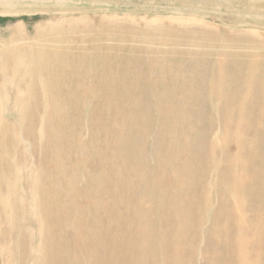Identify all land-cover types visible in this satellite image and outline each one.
<instances>
[{
	"label": "rangeland",
	"instance_id": "1",
	"mask_svg": "<svg viewBox=\"0 0 264 264\" xmlns=\"http://www.w3.org/2000/svg\"><path fill=\"white\" fill-rule=\"evenodd\" d=\"M238 11L0 0V264H263L264 17Z\"/></svg>",
	"mask_w": 264,
	"mask_h": 264
},
{
	"label": "bare ground",
	"instance_id": "2",
	"mask_svg": "<svg viewBox=\"0 0 264 264\" xmlns=\"http://www.w3.org/2000/svg\"><path fill=\"white\" fill-rule=\"evenodd\" d=\"M13 0H4V2H5V4H7V3H11ZM22 0H19V2H21ZM179 1H183V0H168V2H170V3H172V4H176L177 2H179ZM247 1H257V0H201V3H204V4H206L207 6H210L211 4H212V2L214 3V4H216V5H218L221 9H225L227 12H229V13H235V12H237L238 10V13H236V14H240L239 16H243V15H249V16H254V17H260V16H263L264 17V6L263 7H261V9L260 8H253V9H249L248 8V10H245V9H242V8H245V5H246V3H248ZM185 2V1H184ZM192 8V7H191ZM241 9V10H240ZM145 10H148L147 8H145ZM187 10H191L190 8H185L184 10L183 9H178V10H176V11H179V12H184V11H187ZM193 11V10H192ZM196 12V11H195ZM198 12V11H197ZM207 12V11H206ZM253 17V18H254ZM255 19V18H254ZM71 46V45H70ZM121 49H123V48H121ZM128 49V48H127ZM129 50V49H128ZM128 50H126V51H128ZM132 51H135L134 49L132 50ZM240 52V51H239ZM247 52V51H246ZM57 55V54H56ZM104 55V54H103ZM107 56V55H106ZM113 56V55H112ZM227 56H229L228 54H227ZM254 56V55H253ZM101 57V56H100ZM99 57V58H100ZM128 57V56H127ZM132 57V56H131ZM76 58H78L77 56H76ZM103 58V57H102ZM90 59V58H89ZM88 59V60H89ZM107 60V59H106ZM159 60V59H158ZM90 61V60H89ZM51 62V61H50ZM57 62V61H56ZM109 62V61H108ZM110 62H111V60H110ZM99 63V62H98ZM147 63V62H146ZM164 63V62H163ZM78 64V63H77ZM100 64V63H99ZM109 64V63H108ZM110 65V64H109ZM140 65V64H139ZM162 65V64H161ZM94 66V65H93ZM116 66V65H115ZM128 67V66H127ZM49 68V67H48ZM57 69V68H56ZM55 69V70H56ZM98 69V68H97ZM158 70H159V68H158ZM249 70V69H248ZM63 71V70H62ZM98 71H100V70H98ZM107 71V70H106ZM116 71V70H115ZM52 72V71H51ZM49 74V73H48ZM52 74V73H51ZM78 74V73H77ZM231 74V73H230ZM59 75V74H58ZM71 75V74H70ZM165 75V74H164ZM246 75V74H245ZM249 75H251V72H250V74ZM57 76V75H56ZM60 76V75H59ZM58 77V76H57ZM76 77V76H75ZM110 77V76H109ZM126 77V76H125ZM138 77H139V75H138ZM165 77V76H164ZM62 78V77H61ZM80 78V77H79ZM132 78V77H131ZM151 78V77H150ZM153 78V77H152ZM163 78V77H162ZM237 78H238V76H237ZM249 78V77H248ZM49 79V78H48ZM54 79V78H53ZM86 79V78H85ZM96 79V78H95ZM135 79V78H134ZM160 79V78H159ZM164 79V78H163ZM51 80V79H50ZM55 80V79H54ZM60 80V79H59ZM133 80V79H132ZM250 79H248V81H249ZM49 81V80H48ZM71 81V80H70ZM82 81V80H81ZM150 81H151V79H150ZM160 81V80H159ZM163 81V80H162ZM51 82V81H50ZM60 82V81H59ZM58 82V83H59ZM90 82V81H89ZM118 82V81H117ZM155 82H157V81H155ZM161 82V81H160ZM61 83V82H60ZM60 83H59V85H60ZM83 83V82H82ZM164 82H162V84H163ZM221 83V82H220ZM51 84V83H50ZM130 84V83H129ZM128 84V85H129ZM249 84V83H248ZM78 85H79V83H78ZM103 85V84H102ZM111 86H112V84H110ZM149 85V84H148ZM153 85H155V84H153ZM234 85V84H233ZM158 86V85H157ZM162 86H164V85H162ZM52 87V86H51ZM70 87V86H69ZM106 87V86H105ZM132 87V86H131ZM144 87V86H143ZM149 87V86H148ZM153 87V86H152ZM166 87V86H165ZM71 88V87H70ZM97 88V87H96ZM138 88V87H137ZM157 88V87H156ZM164 88V87H163ZM52 89V88H51ZM75 89V88H74ZM155 89V88H154ZM153 89V90H154ZM63 90H64V88H63ZM133 90V89H132ZM94 91V90H93ZM136 91V90H135ZM155 91V90H154ZM166 91V89L164 90V91H162V92H165ZM225 91H226V89H225ZM232 91V90H231ZM76 92H78V91H76ZM75 92V93H76ZM140 92V91H139ZM168 92V91H167ZM166 92V93H167ZM66 93V92H65ZM91 93V92H90ZM157 93V92H156ZM171 93V92H170ZM226 93V92H225ZM50 94V93H49ZM98 94V93H97ZM111 94V93H110ZM127 94V93H126ZM148 94V93H147ZM154 94V93H153ZM159 94H161L160 92H159ZM159 94H158V96H159ZM255 94H256V92H255ZM123 95V94H122ZM135 95V94H134ZM133 95V96H134ZM166 95V94H165ZM50 96V95H49ZM105 96V95H104ZM113 96V95H112ZM157 96V95H156ZM161 96V95H160ZM232 96V95H231ZM230 96V97H231ZM114 97V96H113ZM124 97V96H123ZM130 97V96H129ZM150 97V96H149ZM162 97V96H161ZM225 97V96H224ZM67 98V97H66ZM96 98V97H95ZM126 98V97H125ZM132 98V97H131ZM130 98V99H131ZM134 98V97H133ZM136 98V97H135ZM147 98V97H146ZM152 98V97H151ZM226 98V97H225ZM74 98H72V100H73ZM76 99V98H75ZM106 99V98H105ZM137 99V98H136ZM140 98H139V94H138V100H139ZM145 99V98H144ZM149 99V98H148ZM121 100H122V98H121ZM128 100V99H127ZM138 100L136 101V102H138ZM159 100V99H158ZM97 101V100H96ZM134 101V100H133ZM140 101H141V99H140ZM147 101V100H146ZM159 101H162V100H159ZM108 101H106V103H107ZM122 102V101H121ZM127 103V101L125 102V104ZM130 103H133V102H131L130 101ZM162 103V102H161ZM40 104V103H39ZM84 105H85V103H83ZM82 104V105H83ZM103 104H104V102H103ZM108 104V103H107ZM113 104H114V101H113ZM116 104V103H115ZM123 104V103H122ZM135 104V103H134ZM149 104H150V102H149ZM111 105V104H110ZM127 105V104H126ZM136 106H138L137 105V103L135 104ZM135 105H133L132 106V104L131 105H129V106H132L133 108H134V106ZM140 105V104H139ZM42 106H43V104H42ZM41 106V107H42ZM70 106V105H69ZM135 106V107H136ZM147 106V105H146ZM149 106V105H148ZM82 107V106H81ZM114 107V106H113ZM145 107V106H144ZM68 108V107H67ZM69 108H71V107H69ZM108 108H110V107H108ZM116 108V107H115ZM122 108V107H121ZM126 108V107H125ZM150 108V106L148 107V109ZM72 109V108H71ZM102 109H105V107L104 108H102ZM113 109V108H112ZM88 110V109H87ZM126 110V109H125ZM141 110V109H140ZM131 111H134V109H131ZM104 112V111H103ZM121 112V111H120ZM129 112H130V109H129ZM137 112V111H136ZM148 112V111H147ZM127 113V112H126ZM131 113V112H130ZM99 114V113H98ZM114 114H115V112L113 113V114H111V115H113L114 116ZM144 114H145V112H144ZM147 114V113H146ZM151 113H149V115H150ZM261 114V113H260ZM260 114H258V115H260ZM90 115V114H89ZM102 115H103V113H102ZM119 115H120V113H119ZM133 115V114H132ZM136 115H137V113H136ZM170 115V114H169ZM86 116V115H85ZM117 116H118V113H117ZM127 116H129L128 115V113H127ZM126 116V117H127ZM131 116V115H130ZM261 116V115H260ZM263 116V115H262ZM95 117V116H94ZM108 117V116H107ZM123 118H124V115L122 116ZM257 117V116H256ZM99 118H100V116H99ZM115 118H116V115H115ZM120 118V117H119ZM97 119V118H96ZM128 120V119H127ZM91 121V120H90ZM105 121V120H104ZM124 121V120H123ZM128 122H130V121H128ZM52 123V122H51ZM92 123V122H91ZM95 123V122H94ZM112 123V122H111ZM113 123H114V120H113ZM113 123H112V125H113ZM122 123V122H121ZM248 123V122H247ZM102 124V123H101ZM135 124H136V122H135ZM98 125H99V123H98ZM98 125H96V126H98ZM103 125V124H102ZM108 125V124H107ZM121 125V124H120ZM140 125V124H139ZM93 126H95V125H93ZM129 126V125H128ZM56 127V126H55ZM111 127V126H110ZM113 127H115V125H113ZM117 127V126H116ZM115 127V128H116ZM137 127V126H136ZM96 128V127H95ZM102 127H100V129H101ZM105 128V127H104ZM128 128V127H127ZM132 128V127H131ZM133 128H134V126H133ZM63 129V128H62ZM112 129V128H111ZM137 129H138V127H137ZM107 130H108V128H107ZM72 131V130H71ZM96 131V130H95ZM134 131H136V129L134 130ZM59 132V131H58ZM67 132V131H66ZM100 132V131H99ZM101 132H103L102 130H101ZM118 132V131H117ZM119 132H121V131H119ZM74 133V132H73ZM72 133V134H73ZM104 133H105V131H104ZM63 134V133H62ZM131 134V133H130ZM105 135V134H104ZM111 135V134H110ZM119 135H120V133H119ZM113 136V135H112ZM124 136H126V135H124ZM128 136H129V134H128ZM59 137H61V136H59ZM106 137V136H105ZM54 138V137H53ZM63 138H64V136H63ZM72 138V137H71ZM114 138V137H113ZM128 138V137H127ZM126 139V138H125ZM115 140V139H114ZM122 140V139H121ZM128 140V139H127ZM131 140V139H130ZM62 141V140H61ZM66 141V140H65ZM69 141V140H68ZM97 141V140H96ZM106 141V140H105ZM117 141V140H116ZM119 141V140H118ZM132 141V140H131ZM130 141V143H132ZM122 142V141H121ZM120 142V143H121ZM91 143V142H90ZM106 143V142H105ZM68 144V143H67ZM92 144V143H91ZM90 144V145H91ZM95 144H96V142H95ZM114 144V143H113ZM112 144V145H113ZM115 144H117V143H115ZM133 144V143H132ZM70 145V144H69ZM73 145V144H72ZM85 145V144H84ZM107 144H105V146H106ZM118 145V144H117ZM120 145V144H119ZM83 146V145H82ZM96 146V145H95ZM108 146V145H107ZM116 146V145H115ZM133 146V145H132ZM131 146V147H132ZM74 147H75V145H74ZM100 147V146H99ZM128 147V146H127ZM134 147V146H133ZM81 148V147H80ZM91 148V147H90ZM104 148V147H103ZM108 148V147H107ZM107 148H105V149H107ZM119 148V147H118ZM121 148V147H120ZM130 148V147H129ZM128 148V149H129ZM94 149H96V148H94ZM97 149H99V148H97ZM110 149V148H109ZM131 149V148H130ZM133 149V148H132ZM137 149V148H136ZM80 151H85V149L84 150H82V149H79ZM121 150V149H120ZM50 151H52V150H50ZM93 151V150H92ZM98 151V150H97ZM107 151V150H106ZM110 151V150H109ZM117 151V150H116ZM132 151V150H131ZM130 151V152H131ZM137 151H138V149H137ZM140 151V150H139ZM90 152H91V150H90ZM134 152V151H133ZM142 152V151H141ZM93 153V152H92ZM139 153V152H138ZM64 154V153H63ZM96 154V153H95ZM126 154V152L123 154V155H125ZM137 154V153H136ZM140 154V153H139ZM60 155V154H59ZM109 155V154H108ZM132 155V154H131ZM138 155V154H137ZM153 155V154H152ZM156 155V154H155ZM63 156V155H62ZM62 156H60V157H62ZM96 156H97V154H96ZM106 156V155H105ZM127 156V155H126ZM130 156V155H129ZM142 155H140V157H141ZM92 157V156H91ZM93 157H95V156H93ZM98 157H100V155L98 156ZM64 158V157H63ZM109 158H110V156H109ZM150 158V157H149ZM67 159V158H66ZM97 159V158H96ZM172 159H174V158H172ZM70 160V159H69ZM68 160V161H69ZM100 160V159H99ZM109 160V159H108ZM117 160V159H116ZM151 160V159H150ZM264 160V159H263ZM105 161V160H104ZM121 161V160H120ZM100 162V161H99ZM122 162V161H121ZM144 162V161H143ZM92 163H94V162H92ZM102 163V162H101ZM100 163V164H101ZM107 163V162H106ZM105 163V164H106ZM111 163V162H110ZM127 163V162H126ZM251 163V162H250ZM264 164V163H263ZM151 165H152V163H151ZM99 166V165H98ZM108 166V165H107ZM106 166V167H107ZM95 167V166H94ZM93 167V168H94ZM152 167V166H151ZM264 167V166H263ZM98 168V167H97ZM101 168V167H100ZM104 168V167H103ZM114 168V167H113ZM105 169V168H104ZM111 169V168H110ZM151 169V168H150ZM186 169V168H185ZM88 170V169H87ZM123 170V169H122ZM152 170V169H151ZM263 170V169H262ZM120 171V170H119ZM123 171H126L125 169L123 170ZM122 171V172H123ZM180 171H181V169H180ZM101 172H103L104 173V171H101ZM117 172V171H116ZM128 172V171H127ZM96 173H99V170H98V172H96ZM181 173H182V171H181ZM183 173H184V169H183ZM257 173V172H256ZM264 173V172H263ZM88 174V173H87ZM102 174V173H101ZM117 174H119V173H117ZM123 174H125V172L123 173ZM127 174V173H126ZM135 174H136V172H135ZM167 174H168V172H167ZM176 174V173H175ZM259 174H261V172L259 173ZM258 174V175H259ZM97 175H99V174H97ZM103 175V174H102ZM262 175V174H261ZM88 176V175H87ZM101 176V175H100ZM99 176V177H100ZM114 176V175H113ZM116 176V175H115ZM133 176V175H132ZM136 176V175H135ZM89 177V176H88ZM94 177V176H93ZM99 177H97L98 179H100ZM117 177V176H116ZM142 177V176H141ZM146 177V176H145ZM56 178V177H55ZM95 178V177H94ZM118 178V177H117ZM129 178V177H128ZM136 178H140V177H138V175H137V177ZM144 178V177H143ZM143 178H141V179H143ZM161 178V177H160ZM59 179V178H58ZM120 179V178H119ZM129 179H132V178H129ZM259 179V178H258ZM55 180V179H54ZM90 180V183H91V179H89ZM95 180V179H94ZM101 180V179H100ZM106 180V179H105ZM153 180V179H152ZM57 181V180H56ZM85 181V180H84ZM123 181H124V184H128L129 182H126L125 183V181L126 180H124L123 179ZM122 181V182H123ZM133 181H135V180H133ZM146 181V180H145ZM95 182V181H94ZM97 182V181H96ZM143 182V181H142ZM199 182V181H198ZM60 183V182H59ZM89 183V182H88ZM99 183H101V182H99ZM98 183V185H100ZM119 183V182H118ZM139 183H140V181H139ZM155 183V182H154ZM189 183V182H188ZM54 184H55V182H54ZM84 184V183H83ZM82 184V185H83ZM86 184V183H85ZM84 184V185H85ZM94 184V183H93ZM97 184V183H96ZM138 184V183H137ZM153 184V183H152ZM191 184V183H190ZM230 184V183H229ZM56 185H58L57 183H56ZM61 184H59V186H60ZM108 185H109V183H108ZM115 185H117V184H115ZM133 185V184H132ZM140 185V184H139ZM138 185V186H139ZM193 185V184H192ZM88 186H89V184H88ZM92 186V185H91ZM143 186V185H142ZM157 187H158V185H156ZM177 186V185H176ZM250 186V185H249ZM254 186V185H253ZM97 187V186H96ZM114 187V186H113ZM122 187V186H121ZM120 187V188H121ZM126 187V186H125ZM128 187H129V185H128ZM131 187V186H130ZM135 187V186H134ZM150 187H152V186H150ZM155 187V186H154ZM179 187H181V186H179ZM179 187H178V190H179ZM191 187V186H190ZM247 187V186H246ZM254 187H256V186H254ZM257 187H259V186H257ZM88 188H90V187H88ZM95 188V187H94ZM140 188V187H139ZM187 188L189 189V187L187 186ZM252 188V187H251ZM84 189H85V187H84ZM90 189H92V187L90 188ZM114 189V188H113ZM132 189V188H131ZM155 189V188H154ZM243 189H245V188H243ZM259 189V188H258ZM92 190H95V189H92ZM96 190H98V189H96ZM152 190V189H151ZM247 190V189H246ZM54 191V190H53ZM56 191V190H55ZM88 191H89V189H88ZM91 191V190H90ZM118 191V190H117ZM121 191V190H120ZM127 191H129L128 189H127ZM133 191V190H132ZM134 191H136L135 189H134ZM155 191V190H154ZM184 191H185V187H184ZM184 191H181V193L182 192H184ZM190 191V190H189ZM58 192V191H57ZM56 192V193H57ZM95 192H97V191H95ZM107 192V191H106ZM125 192H126V190H125ZM130 192H131V190H130ZM141 192V191H140ZM186 192H188V191H186ZM100 193V192H99ZM108 193V192H107ZM114 193V192H113ZM129 193V192H128ZM133 193V192H132ZM137 193H138V191H137ZM153 193V192H152ZM49 194H50V192H49ZM59 194V193H58ZM57 194V195H58ZM90 194V193H89ZM94 194V193H93ZM93 194H91V195H93ZM126 194V193H125ZM130 194V193H129ZM227 194V193H226ZM91 195H90V197H91ZM97 195V194H96ZM100 195V194H99ZM108 195V194H107ZM142 195V194H141ZM255 195V194H254ZM53 196V195H52ZM100 196H102V195H100ZM115 196V195H114ZM113 196V197H114ZM130 196V195H129ZM134 196L135 195H133V198L132 199H135L134 198ZM161 196V198H162V195H160ZM165 196V195H164ZM176 196V195H175ZM51 197V196H50ZM49 197V198H50ZM56 197V196H55ZM60 197V196H59ZM59 197H57V198H59ZM97 197V196H96ZM117 197H118V194H117ZM126 197H128V195L126 196ZM132 197V196H131ZM137 197V196H136ZM150 197H152V196H150ZM158 197V196H157ZM157 197H156V199H157ZM174 197V196H173ZM173 197H171V198H173ZM46 198H47V196H46ZM52 198V197H51ZM122 198V197H121ZM170 198V199H171ZM94 199H96V198H94ZM99 199V198H98ZM98 199H96V200H98ZM131 199V198H130ZM132 199H131V204H132ZM154 199V198H153ZM155 199V201H157ZM167 199H168V197H167ZM178 199V198H177ZM176 199V200H177ZM47 200V199H46ZM57 200V199H56ZM59 201H60V199H58ZM100 200V199H99ZM119 200V199H118ZM121 200V199H120ZM120 200L118 201V202H120ZM138 200V199H137ZM163 200V199H162ZM176 200H174L173 202H175ZM179 200V199H178ZM181 200V199H180ZM223 200V199H222ZM49 201H50V199H49ZM58 201V202H59ZM101 201V200H100ZM122 201V200H121ZM130 201V200H129ZM164 201V200H163ZM169 201V200H168ZM225 201V200H224ZM48 202V201H47ZM55 202V201H54ZM123 202V201H122ZM137 202V201H136ZM150 202V201H149ZM153 202H154V200H153ZM167 202V201H166ZM172 202V203H173ZM179 202V201H178ZM181 202V201H180ZM179 202V203H180ZM221 202V201H220ZM234 202V201H233ZM52 203V202H51ZM57 203V202H56ZM127 203H129L128 201H127ZM126 203V204H127ZM139 203V202H138ZM144 203H147V202H144ZM159 203V202H158ZM169 203H170V201H169ZM177 203V202H176ZM178 203V204H179ZM55 204V203H54ZM94 204V203H93ZM100 204V203H99ZM134 204V203H133ZM154 204V203H153ZM156 204V203H155ZM162 204V203H161ZM175 204V203H174ZM182 204V203H181ZM181 204H180V207L182 208V206H181ZM52 205H53V203H52ZM56 205V204H55ZM58 205H59V203H58ZM58 205H56V206H58ZM61 205V204H60ZM96 205V204H95ZM104 204L102 203V206H103ZM120 205L121 204H119V207H120ZM136 205V204H135ZM140 205V204H139ZM141 205H142V203H141ZM140 205V206H141ZM144 205V204H143ZM171 205V204H170ZM183 205V204H182ZM189 205V204H188ZM235 205V204H234ZM90 206H92V204L90 205ZM94 206V205H93ZM93 206H92V208L91 209H93ZM115 206V205H114ZM127 206V205H126ZM162 207L164 206V204H162L161 205ZM160 206V207H161ZM167 206V205H166ZM175 206V205H174ZM264 206V205H263ZM54 207V206H53ZM118 207V208H119ZM123 207V206H122ZM134 207H136V206H134ZM133 207V208H134ZM141 207H144V206H141ZM140 207V208H141ZM154 207V209H155V207L156 206H153ZM189 206H187V208H188ZM221 207V206H220ZM115 208V207H114ZM125 208V207H124ZM128 208V207H127ZM126 208V209H127ZM137 208V207H136ZM139 208V207H138ZM146 208H148V207H146ZM149 208L151 209V207H150V205H149ZM158 208V207H157ZM166 208V207H165ZM170 208V207H169ZM186 208V207H185ZM47 209V208H46ZM49 209V208H48ZM55 209H57V208H55L54 207V210ZM97 209V208H96ZM143 209V208H142ZM154 209H153V213L155 212V211H157V210H155L154 211ZM183 209V211H184V208H182ZM234 209V208H233ZM84 210V209H83ZM111 210V209H110ZM159 210V209H158ZM164 210H166V209H164ZM185 210H189L190 211V209H185ZM82 211V210H81ZM89 211H90V209H89ZM126 211V210H125ZM131 211V210H130ZM135 211V210H134ZM140 211V210H139ZM149 211V210H148ZM160 211V210H159ZM163 211V210H162ZM168 211V210H167ZM167 211H166V213H167ZM171 211V210H170ZM182 211V210H181ZM182 211V212H183ZM229 211V210H228ZM47 212V211H46ZM83 212V211H82ZM85 212V211H84ZM145 212V211H144ZM169 212V211H168ZM178 212V211H177ZM187 212V211H186ZM91 213H92V211H91ZM124 213V212H123ZM131 213V212H130ZM133 213V212H132ZM131 213V214H132ZM148 213V212H147ZM150 213V212H149ZM158 212H156V214H157ZM172 213V212H171ZM220 213V212H219ZM50 214V213H49ZM87 214H88V212H87ZM94 214V212L92 213V215ZM120 214V213H119ZM155 214V213H154ZM153 214V215H154ZM217 214V213H216ZM104 215V214H103ZM117 215H118V213H117ZM128 215V214H127ZM52 216V215H51ZM58 216V215H57ZM56 216V217H57ZM67 216H69V215H67ZM74 216V215H73ZM78 216V215H77ZM79 216L82 218V216L79 214ZM84 216V215H83ZM87 216V215H86ZM94 216V215H93ZM218 216V215H217ZM234 216H235V214H234ZM49 217V216H48ZM110 217V216H109ZM121 217V216H120ZM127 217V216H126ZM153 217V216H152ZM155 217H157V216H155ZM159 217V216H158ZM173 217V216H172ZM225 217V216H224ZM223 217V218H224ZM55 218V217H54ZM70 218V217H69ZM75 218V217H74ZM128 218V217H127ZM174 218H175V216H174ZM215 218V217H214ZM222 218V217H221ZM49 219V218H48ZM78 219V218H77ZM80 219V218H79ZM83 219V218H82ZM91 219V218H90ZM94 219H95V217H94ZM114 219V218H113ZM160 219V218H159ZM73 220V219H72ZM71 220V221H72ZM98 220H99V218H98ZM152 220V219H151ZM157 220V219H156ZM161 220V219H160ZM209 220V219H208ZM68 221V220H67ZM69 221H70V219H69ZM76 221V220H75ZM93 221V220H92ZM96 221V220H95ZM95 221H93V222H95ZM107 221V220H106ZM128 221V220H127ZM136 221V220H135ZM162 221V220H161ZM165 221V220H164ZM79 222V221H78ZM83 222V221H82ZM129 222V221H128ZM55 223V222H54ZM57 223V222H56ZM76 223V222H75ZM79 223H81V222H79ZM84 223V222H83ZM90 223L92 224V222H91V220H90ZM105 223V222H104ZM238 223V222H237ZM251 223V222H250ZM77 224V223H76ZM82 224V223H81ZM99 224V223H98ZM97 224V225H98ZM117 224H119L118 222H117ZM142 224V223H141ZM156 224H157V222H156ZM80 225V224H79ZM93 225V224H92ZM121 225V224H120ZM128 225V224H127ZM132 225V224H131ZM159 225V224H158ZM222 225V224H221ZM252 225V224H251ZM150 226H151V224H150ZM165 226V225H164ZM218 226V225H217ZM235 226H236V224H235ZM239 226V225H238ZM237 226V227H238ZM106 227V226H105ZM219 227V226H218ZM257 227V226H256ZM102 228V227H101ZM145 228V227H144ZM157 228V227H156ZM160 228V227H159ZM185 228V227H184ZM224 228V227H223ZM77 229V228H76ZM109 229V228H108ZM133 229V228H132ZM78 230V229H77ZM134 230V229H133ZM165 230V229H164ZM240 230V229H239ZM92 231V230H91ZM115 231V230H114ZM150 231V230H149ZM156 231H157V229H156ZM171 231V230H170ZM86 232V231H85ZM101 232V231H100ZM144 232V231H143ZM165 232V231H164ZM164 232H163V234H164ZM176 232H177V230H176ZM181 232H182V230H181ZM210 232V231H209ZM90 233H92V232H90ZM89 233V234H90ZM94 233V232H93ZM92 233V234H93ZM96 233H98V232H96ZM105 233V232H104ZM149 233V232H148ZM215 233V232H214ZM225 234H226V232H224ZM88 234V235H89ZM159 234V233H158ZM237 234V233H236ZM142 235V234H141ZM170 235H171V233H170ZM235 235V234H234ZM59 236V235H58ZM158 236V235H157ZM161 236H159L158 238H160ZM164 237V236H163ZM239 237V236H238ZM149 238H150V236H149ZM154 238V237H153ZM155 238H156V236H155ZM170 238V237H169ZM217 238V237H216ZM220 238V237H219ZM225 239V238H224ZM223 239V240H224ZM239 239V238H238ZM170 240H172V239H170ZM180 240V239H179ZM219 240V242H220V239H218ZM237 240V239H236ZM52 240L50 239V242H51ZM54 241V240H53ZM114 241V240H113ZM157 241V240H156ZM225 241V240H224ZM235 241V240H234ZM49 242V241H48ZM154 242H155V240H154ZM164 242V241H163ZM216 242V241H215ZM114 243V242H113ZM158 243V242H157ZM159 243H160V241H159ZM165 243V242H164ZM170 243V242H169ZM238 243H239V241H238ZM54 244V243H53ZM162 244V243H161ZM171 244V243H170ZM181 244V243H180ZM179 244V245H180ZM225 244V243H224ZM227 244H228V242H227ZM60 245H61V243H60ZM111 245V244H110ZM142 245V244H141ZM164 245V244H163ZM162 245V246H163ZM172 245V244H171ZM213 245H215V244H213ZM217 245H218V243H217ZM242 245V244H241ZM58 246V245H57ZM57 246H55V248L57 247ZM112 246H113V244H112ZM121 246V245H120ZM140 246V245H139ZM161 246V247H162ZM59 247H61V246H59ZM65 247V246H64ZM148 246H146V248H147ZM160 247V246H159ZM177 247V246H176ZM246 248H247V246H245ZM255 247H256V245H255ZM50 248V247H49ZM154 248V247H153ZM170 248V247H169ZM183 248V247H182ZM50 249H52V248H50ZM56 249H59V248H56ZM64 249V248H63ZM124 249H125V247H124ZM162 249H164V248H162ZM244 249V248H243ZM61 250V249H60ZM156 250V249H155ZM239 250V249H238ZM56 251V250H55ZM65 251V250H64ZM162 251V250H161ZM240 251V250H239ZM248 251V250H247ZM52 252H53V250H52ZM63 252V251H62ZM152 252H154V250L152 251ZM165 252V251H164ZM244 252V251H243ZM252 252H254V251H252ZM256 252V251H255ZM49 253V252H48ZM56 252H54V254H55ZM150 253V252H149ZM158 253V252H157ZM227 253V252H226ZM261 253V252H260ZM53 254V253H52ZM65 254V253H64ZM152 254V253H151ZM247 255L246 256H248V252L246 253ZM256 254V253H255ZM140 255H142V254H140ZM261 255V254H260ZM55 256H57V254H55ZM68 256V255H67ZM135 256V255H134ZM148 256V255H147ZM263 256V255H262ZM261 257V256H260ZM68 258V257H67ZM108 258V257H107ZM241 258V257H240ZM242 258H243V256H242ZM246 258H248V257H246ZM255 258V257H254ZM259 258V257H258ZM121 259V258H120ZM249 259V258H248ZM247 259V260H248ZM261 259V258H260ZM153 260V259H152ZM263 260V259H262ZM110 261H111V263H110ZM178 261V260H177ZM243 261V260H242ZM252 261H254V260H252ZM131 262V261H130ZM150 262V261H149ZM237 262V261H236ZM247 262V261H246ZM112 263H114L112 260H109V263H106V264H112ZM119 263V262H118ZM117 263V264H118ZM132 263V262H131ZM179 263V262H178ZM245 263V262H244ZM176 264V263H175ZM238 264V263H237ZM239 264H240V262H239ZM254 264V263H253ZM259 264H260V262H259ZM263 264H264V260H263Z\"/></svg>",
	"mask_w": 264,
	"mask_h": 264
}]
</instances>
